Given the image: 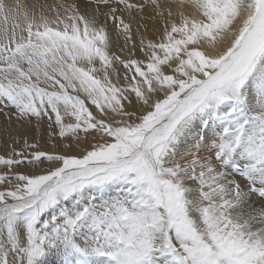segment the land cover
I'll return each mask as SVG.
<instances>
[{
    "label": "snow or ice",
    "instance_id": "snow-or-ice-1",
    "mask_svg": "<svg viewBox=\"0 0 264 264\" xmlns=\"http://www.w3.org/2000/svg\"><path fill=\"white\" fill-rule=\"evenodd\" d=\"M148 4L0 0V115L87 144L12 137L0 264H264V0Z\"/></svg>",
    "mask_w": 264,
    "mask_h": 264
},
{
    "label": "bare ground",
    "instance_id": "bare-ground-1",
    "mask_svg": "<svg viewBox=\"0 0 264 264\" xmlns=\"http://www.w3.org/2000/svg\"><path fill=\"white\" fill-rule=\"evenodd\" d=\"M24 2L28 4L38 3L40 0H24ZM44 4H51L54 2V0H42ZM64 3L70 4L77 2V0H63ZM133 2H143L148 4V0H133ZM120 7H123L122 5ZM124 18L126 22H130L132 24V36L133 41L137 44V48L135 49V58L137 59H144V55L139 50V41L140 37L143 35L147 39H157L159 36V32L162 28L163 21L159 18L156 19H150L149 17L153 16L152 12V6L148 4V7L145 9L143 13H136L133 12L131 16L128 14V12L123 13ZM132 16L135 17V19H132ZM144 16L145 19L141 20L140 17ZM115 25L109 22L108 29L113 34V38H116V33L113 31L115 29ZM139 29V31H137ZM124 44V38L123 36L119 37V40L116 43V46L114 47L113 51L116 52L117 55H121L123 58H128V49L124 48V51L121 52L120 48ZM119 71L121 75L124 73V69L121 66L119 68ZM120 85L124 86L125 81L123 79L120 80ZM83 98V97H82ZM93 111L95 112V109L93 108ZM66 121L68 120V117L65 118ZM53 132H58V128L55 126L52 129ZM49 129H48V122L45 120L39 128L36 127V122L33 120L31 124L24 123L23 126L19 122L16 121L15 115H13L12 122L9 123L6 122L4 115H0V155H8L11 153V147H12V137H18V138H27L29 143L33 142H39L41 145L42 150L52 152L53 151V144H56L55 151L58 153L62 152H74V154L79 155L83 148L87 147V144H81L80 148L74 149H66L64 147L65 143H68L69 141L61 140L58 136H53L51 139L48 135ZM84 134L81 133V137L83 139ZM95 143V141H92ZM75 144V142H73ZM7 145V146H6ZM17 150H21L24 145L22 139H20V142L15 145ZM31 151V150H29ZM4 166L0 165V172H3ZM19 171H36V169L28 168V167H22L19 169Z\"/></svg>",
    "mask_w": 264,
    "mask_h": 264
},
{
    "label": "rangeland",
    "instance_id": "rangeland-1",
    "mask_svg": "<svg viewBox=\"0 0 264 264\" xmlns=\"http://www.w3.org/2000/svg\"><path fill=\"white\" fill-rule=\"evenodd\" d=\"M31 2H33V0H31ZM34 2H35V0H34ZM83 144V143H82Z\"/></svg>",
    "mask_w": 264,
    "mask_h": 264
}]
</instances>
